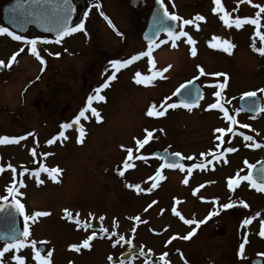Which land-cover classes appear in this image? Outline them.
<instances>
[{"label": "rangeland", "instance_id": "374dc122", "mask_svg": "<svg viewBox=\"0 0 264 264\" xmlns=\"http://www.w3.org/2000/svg\"><path fill=\"white\" fill-rule=\"evenodd\" d=\"M165 1L176 15L194 21L189 25L178 21V31H186L195 44L181 37L174 47L168 37L167 48L153 58L152 71L171 67L155 77L147 88L135 84L137 72L151 75L144 64L138 63L130 71L123 72L110 91L101 93L106 99L93 102L102 119L97 121L90 112L87 113L89 119H81L85 129L83 142H78L75 124L64 130L67 139L59 137L61 125L70 123L85 106L87 97L94 95V90L105 78L100 75L104 64L107 67L116 55L122 60L146 50L140 39L126 33L121 39L113 37L114 40L109 41L105 33H94L101 25L98 19H93L89 25L93 32L89 46L77 36L65 42L64 47L56 48L54 53L59 56L53 53V71H47L41 82L27 88L28 81L38 70L39 61L29 51L30 47L24 46V51L20 52V45L0 38V60L8 64L11 56L19 53L16 62L0 75V137H26L19 143L0 144V165L4 168L0 172V197L9 196L7 189L15 185V199L24 204L26 214L49 213L28 222V240H35L37 248H44L42 255L52 252L51 264H163L160 257L164 253H167L165 259L169 264L243 262L239 246L247 237L244 220L248 207L240 202L250 205L249 216L257 197L250 194L247 187L240 186L245 181H241L237 190L228 188L229 178L243 174L238 160L231 158L227 149L239 147L236 155L246 157L248 149L255 148L248 145L257 142L246 141L244 136L253 135L264 141V111L249 118L237 112V103L246 92H256L264 107V92L259 91L264 88V55L252 47L253 42L257 48L264 44L259 37L253 41L254 25L246 24L239 29L227 27L220 18L222 13L213 11L211 0ZM221 3L232 18H255L259 10L254 5L264 6V0L251 3L221 0ZM197 15L205 19L196 21ZM260 31L264 32V13H261ZM213 37L227 40L235 47L225 52L222 41ZM28 39L34 38L29 36ZM214 44L218 46L213 47ZM193 47L195 56L191 54ZM48 53L39 51L41 56L48 57ZM198 66L203 67L204 75L200 74ZM217 73L222 75H215ZM197 77L206 90L201 106L193 112L169 108L160 117L146 114L153 104L160 110L162 103H173L175 90ZM219 82L225 87L217 97ZM219 98L227 99L228 113L236 117L237 124L232 125L220 109L209 107L218 103ZM245 124L250 127H241ZM219 128H224L225 132L216 131ZM229 128L232 131H228ZM146 129L152 132V138L140 148L136 141L147 137ZM53 138L54 142L49 144ZM239 141L248 149L242 150ZM129 148L132 160H127ZM153 149L179 151L186 158L191 157L190 160L198 156L216 158L211 161L212 170L192 176L164 173L163 179L154 180L151 178L160 162L152 157ZM140 156L144 158H138ZM248 156L258 157V154ZM126 161L130 167L124 169ZM9 164L15 172L7 167ZM45 167H58L62 171L53 180L42 171ZM121 170L123 176L119 174ZM36 172H39L38 178L34 175ZM154 183L157 186L152 188ZM137 184L145 191L129 187ZM150 188L151 191H147ZM230 202L234 204L232 208L220 207ZM173 208L185 219L206 222L199 226L186 224ZM65 209L80 220V225L74 219L69 222ZM254 212H258V208ZM211 213L218 214L208 218ZM136 216L140 221L134 219ZM101 228L107 231L101 232ZM94 231L96 236L90 241V248L82 247L83 240ZM189 232L193 235L183 239ZM174 236L176 238L172 239ZM250 238L249 249L264 252V245ZM74 244L81 246L79 251L70 247ZM3 246L0 243V249ZM245 252H248L246 247ZM16 254L25 258V264H37L30 244L19 253L15 250L5 253L4 264H17L12 259Z\"/></svg>", "mask_w": 264, "mask_h": 264}, {"label": "snow or ice", "instance_id": "6c2138e0", "mask_svg": "<svg viewBox=\"0 0 264 264\" xmlns=\"http://www.w3.org/2000/svg\"><path fill=\"white\" fill-rule=\"evenodd\" d=\"M157 2L160 4L161 8H163V14L162 16L158 13L156 16L153 17V24L155 26V30L152 32L151 35H146L145 39L148 40L149 42V46H148V50L147 52H141L138 54H135L133 56H131L130 58L127 59H116V60H112L110 62V66L111 68L114 70L105 80V82L100 85L99 87H97L94 91L95 94L94 95H89L87 97V101L84 107L81 108V110L79 111V113L76 115V117L70 122V123H64L61 125V129L62 131L58 134L59 137H63L65 139H67V137L65 136V131L67 129L72 128L73 124L78 126V132H79V138H78V142H83L82 138L85 136V129L83 124H81V119L83 118L84 120L89 119L87 113H91L92 116H94L96 118L97 121H100L102 118L98 112V110L93 107V102L94 101H104L106 98L105 96L101 95V92L103 89L107 88L109 86V83L112 80L116 79V72H119L122 68L127 67L128 65L132 64L134 61L140 59L141 57L148 55L149 57L151 56V53L153 51V44L155 43V37L159 35V33L161 31L165 32L167 34V36L173 41V46L175 47V41L180 39L181 37H187V42L189 44L194 45L195 41L192 39V37L186 32L183 31L182 29L180 31H175L173 26L171 24H167L165 23V21H172V22H178L182 20L183 25H189V24H193L194 21L193 20H189V19H182V17L176 15L175 13H171L168 11V8L164 6V0H157ZM214 4L217 6L216 8L213 9L214 12H219L222 13L221 15V19L223 20L224 24L227 27H233L235 26L236 28H241L243 27L245 24H251L256 26V32H255V36L253 37V41H255L256 37H259L260 41L262 44H264V32L260 31V27H261V13H264V6L262 5H254V7L258 8V12L256 14L255 18L252 17H245V18H240V17H236V18H232L231 14L224 9L221 0H213ZM240 2H243V0H240ZM248 3H251L252 0H247ZM52 0H16V3L13 5H10L8 7V9H6L7 12L9 13H22V14H30L32 16H37L39 18L42 19H47V14L43 11V8L45 5L51 4ZM60 14L57 16V40L56 43H61L63 38L66 36H69L77 31H82L84 30V24H78L75 27H73L70 23V18H71V12L73 11V8L71 7L70 4V0H63V5L60 6V8L56 9ZM103 15V13H101ZM105 19H107V17H105ZM205 19V17L201 16V15H197L195 17L196 21H203ZM10 22H12L10 20ZM109 23L111 24V21H109ZM196 27L198 28L199 25L197 24ZM8 35L11 38H13L16 41H23L25 44L30 45V51L31 54L36 56L39 60L40 63L42 65L46 64V61L40 57L39 51L37 49V44H38V39H27L25 36L23 35H18L16 32L11 31L8 27H4V26H0V35ZM214 40L217 41H222V45H223V50L225 52H230V50L232 48L235 47L234 44H232L231 42L227 41V40H222V38L220 37H213ZM165 41H160V43H164ZM158 46V45H157ZM213 47H217L218 45H212ZM253 50L259 52L261 55H264V47H259L257 48L255 45V42H253ZM20 52H23L24 49L21 48L19 50ZM19 53H14L11 58L8 61V64L5 65V62L0 60V67H11L12 64L14 62H16V57ZM191 54L193 56L196 55V49L195 47H193L191 49ZM56 56H59V53H55ZM151 62V61H150ZM171 65H169L168 67L156 71L154 72L152 75H142L140 72H137L135 74V81L137 84H149L156 76H160L162 72H166L168 71V68H170ZM199 68V72L201 75H204V69L201 66H198ZM215 75H222L220 73H217ZM192 83V81H188L185 84H181L173 93V95L176 96H180V95H190V90L188 89V85H190ZM225 87V84H221L220 88L223 89ZM182 90L183 93H182ZM260 92H264V88L259 90ZM215 95L217 97L221 96V92L217 91L215 93ZM257 95L256 92H246L244 93V97H255ZM181 103L184 105V107L191 109L193 106L194 102H189L187 99L181 101ZM177 104L176 103H170V104H164L162 103L159 108L160 110H156L157 106L155 104H153L150 109L147 111V115L149 117H160L165 115L167 109L169 108H176ZM210 108H218L220 109L223 114L224 117L231 122L232 125H235L238 123L237 119L235 116L233 115H229L228 110L224 107L223 104L221 103H214L209 105ZM253 110V109H250ZM255 110H259V111H264V107H259L258 109ZM240 109H237V112H239ZM241 127L244 128H248L250 127L249 125H241ZM147 132V137L145 139H138L136 141L137 145L140 148H143L144 145H146L149 140L152 138V132L148 131L147 129L145 130ZM216 131L220 132V133H224L225 129L224 128H219ZM228 131H232L231 128L228 129ZM30 135H32V133H30ZM26 137L24 136H20V137H9V136H2L0 137V144H6V143H19L21 140L25 139ZM244 139L246 141H252L253 137L250 135H246L244 136ZM55 140V138H53V140H49L48 143L51 144L53 143ZM249 147H260L261 145L259 144H249ZM123 147V146H122ZM236 149L234 148H228L227 151L228 152H232L235 151ZM127 160H132L133 159V155H132V149L129 148L127 149ZM33 155H35V149H33ZM201 155H204L203 153ZM169 156L172 157H180L181 154L179 152H175V153H170L168 155L162 156L160 157L164 163L161 165V168L164 167H168V168H177L179 167L181 170L184 169V165L179 163L178 160H173V161H169ZM140 159H143V156L138 157ZM219 158V157H217ZM189 159H191V157H189ZM245 164H247L249 172L244 175V176H239L237 175L235 178H229L228 180V188L230 190H235L236 187L239 186V184L241 183V181H247L249 182L250 186L252 188L257 189L258 191H264V164H262L258 170V172H256V174H253V169H256V165L254 164H249L248 161H245ZM204 165L203 164H198L195 165V167L197 168H202ZM8 168L12 169L13 172H15V168L12 167L11 164H9L7 166ZM124 169H127L130 167L129 163L124 162L123 165ZM4 170L3 165H0V172H2ZM42 171L47 172L49 174V176L55 180L56 179V174L60 173L62 170L59 169L58 167L56 168H43ZM189 171H191V169H189ZM119 174L121 176L124 175V172L121 170L119 172ZM34 175L37 176V178L39 177V172L34 173ZM164 177L161 176L160 172H157L156 175L154 177H152L151 179L154 180H160L163 179ZM40 183H43V181H39ZM185 184L188 183L187 180L184 181ZM21 185L22 181H21ZM157 185L154 183L152 185V188H155ZM129 187H135L136 190L138 192H142L145 191V189H142L140 187V185H129ZM9 196H5V197H0V200L5 201V203H0V213L3 212H7L10 215L12 214V211L14 209V211L16 213H19L21 215H23V220H24V225H23V231H19L18 229L13 228L12 229V233L11 235L8 237V239L5 241L4 246L2 249H0V264H4L3 261V257L5 255V253L9 252L10 250H15L16 253H19V250L26 247L28 244L31 245L32 249L34 250V258L37 261V264H51V255L52 252L48 251L45 255L41 254V250L39 248H37V241L35 240H28V237L30 236V230H29V221L30 220H35L36 217H40V216H46L49 215V213L47 212H36L33 215H28L26 214L25 211V206L23 203L20 202L19 199H15L17 192H16V187L15 185H13L12 187H9L7 189ZM147 191H151L150 189H147ZM9 197H11L13 199V203L11 204H7L6 202L8 201ZM178 202V201H177ZM155 203V201L153 202ZM243 207L247 208L249 207V205L243 201L240 202ZM234 206L233 203H225L223 205H221L220 207H222L223 209H229L232 208ZM149 207H151V205H149ZM147 210V209H145ZM173 212L180 217V219H182L184 221V223L186 224H192V223H196L197 226H199V224L201 223H205L206 220L204 221H192L190 219H185L180 212H177L175 208H173ZM65 213L67 215V217L69 219H74L75 223L77 225H80V220L76 219L72 216V213L69 212L67 209H65ZM214 214H218V213H211L209 215L208 218H211V215ZM257 216L260 215V213L256 214ZM134 219L136 221H140V217L136 216L134 217ZM101 220H103V217H101ZM251 223V218L249 219H245L244 220V224H250ZM85 227H88L87 224L84 225ZM101 232H106L107 230L104 228L100 229ZM134 231V229H133ZM262 237H264V222L261 223V230L259 233ZM193 235L192 232H189L186 236L183 237V239H189L191 236ZM96 236L95 231L88 236L86 239L83 240L82 242V247L84 248H90V241ZM176 237H172V239H175ZM121 239H123V237H121ZM41 244H46L47 241H40ZM71 248L79 251L80 250V245H71ZM244 249H245V245L242 243L239 246V252H240V256L241 258H243L244 255ZM182 255V254H181ZM264 255V254H261ZM167 256V253H164L160 259L163 261V264H169V261L167 259H165V257ZM12 259H14L17 264H25V258L22 257L19 254H16L12 257ZM112 257H109V260H111ZM121 264H123V262H121Z\"/></svg>", "mask_w": 264, "mask_h": 264}, {"label": "flooded vegetation", "instance_id": "af4514ba", "mask_svg": "<svg viewBox=\"0 0 264 264\" xmlns=\"http://www.w3.org/2000/svg\"><path fill=\"white\" fill-rule=\"evenodd\" d=\"M10 1H12V0H0V15H1V10H2L3 6H5ZM80 1H81L80 13H79L78 19L76 20L73 27H75L78 24L83 23L84 24V30L77 31V32H75L69 36L64 37L61 43H56L57 36L55 37L53 35H42V34L38 33L37 31H35L34 29H31V28L27 31V33L25 35L21 34L20 33L21 31L16 32L18 35H23L27 39L29 38V36H32V38H34V39H38V44H37L38 51H41V50L42 51H49L48 57H47V55H42V56L40 55V57H42L46 61V64H44V65H42L40 63V60L35 56L36 59L39 61L38 70L36 71V74L34 75V77L28 81L27 88L29 87L30 84L34 85L37 82H41L47 71H49V73H51L53 71V66L51 65V63H52L51 60H53V56H54L53 53L56 52V50H57L56 48L64 47L65 42L72 40L74 37H77V36L82 37V40L85 41L84 42L85 46L86 45L89 46L88 42L90 39V35L93 33V32H91L92 30L89 28V25L93 19H95V20L98 19L100 22V25H101V28H96L94 33H96L97 31H100L101 33H105V35L110 37L109 41L114 40L113 37L121 39V37L127 35L126 33H130L133 36L138 37L140 39L141 45L143 47H145V49H146L144 52H147L149 43L144 42L143 34L145 33V31L147 29L150 16L153 13L156 4L158 3L157 0H80ZM210 5L214 8L217 7L214 4L213 0L210 1ZM164 6L168 8L169 12L174 13L171 11V9L169 8L168 2H166L165 0H164ZM101 13H103V15ZM105 17H107V19H105ZM109 21H111V24L109 23ZM0 26L6 27L1 20V16H0ZM245 26H246V24L241 28H245ZM0 38H3L5 40L8 39V41L10 43L11 42L13 44L16 43V44L20 45L19 47H21V48L24 46L30 47V45L25 44L23 41H16L6 34L0 35ZM167 38H168V36L165 32L161 33L158 40L153 44V51L151 53V56L149 57L148 55H145V56H143L144 58L142 57L143 59L138 60V61L136 60L132 64L128 65L127 67L122 68L119 72H116V79L112 80L109 83V86L107 88L103 89L101 93L105 94L108 91H110L112 89L113 85L117 82L118 77L123 72L130 71L132 69V67L137 66L138 63L144 64V66L146 67L148 72L152 75V72L154 73V71H152V70H154L153 68L155 66L154 65L155 62H154L153 58L155 57V55H156V57L159 56L158 53L160 51L161 52L164 51L165 48H167V46H168L166 44ZM160 41H165V42L160 43ZM118 52H120V51H118ZM118 57L119 56L116 55V56L112 57V60L119 59ZM130 57H127V58H130ZM127 58H125V59H127ZM112 60H109V63ZM5 65H7V63H5ZM8 68L9 67H3V70L0 72V75H3L5 73V70ZM54 68L57 69V66L55 65ZM101 69L103 71L102 72L100 71V75H101V77L103 75L105 78L103 79V81H101L100 84H98L97 87L102 85L105 82V80L107 79V77L114 71L111 68L110 64L107 67H105V64H104ZM56 71H54V72H56ZM156 77H160V76H156ZM195 79L199 80L200 85H201L202 90H203V94H204L206 87L200 81V78H198V77L193 78L189 81H193ZM186 82H188V81H186ZM186 82H184L183 84H185ZM151 83L152 82H150L149 84H151ZM135 84L138 85L137 83H135ZM149 84H147V85L142 84V85H144V87L147 88V86ZM221 84H222V82L218 83L217 91H220L222 93V89L220 88ZM26 89H25V91H26ZM93 94H95V93H93ZM172 102L177 104L176 109H178V110L193 112L196 109V108L188 109L186 107L181 106L177 102L175 96H174V100L172 99ZM217 102L223 104L226 109L228 108L227 110L230 109L228 106L227 99L219 98ZM201 103H202V101L200 102V106H201ZM238 104H239V101L237 103V109H238ZM216 109H213V110H216ZM242 115H244L248 118L250 117L249 115L248 116L245 114H242ZM240 132H243V130H240ZM251 136L253 137V143H255V141H256L257 144L261 145L260 147H255V148L251 147L252 149H248V147L246 145H243L240 143L241 141H239V143L241 144L242 150L248 149L249 154H255L256 155V153H257L258 157H250V156H248L249 154L246 157L245 156H237L236 150L239 147L235 148L236 149L235 151L230 152L231 153L230 157L238 160V162H239L238 166H240L242 168L243 176L249 172L248 166H247V164H245V161H248L249 164H254V165H257L259 163L264 162V141H262V138L258 139L256 136H253V135H251ZM154 150H157V149H153L151 154H153ZM165 150L169 151V153H175L171 149H163V151H165ZM177 152H179V151H177ZM234 155H236V156H234ZM182 156L184 158V161H183L184 169L183 170H181L180 168H178L177 170H171V169L165 168L164 170L160 171L161 176L164 173H170V172H174V174L179 173L180 175L181 174H189L190 176H192L193 174H197L199 172H206L207 170H212V166H211L212 162L211 161H212V159L216 158L215 156H206V157H199L198 156V157H195L193 160H190V159L186 158L183 154H182ZM152 157L155 159V157L153 155H152ZM157 161H159V160H157ZM159 162H160V164H159V167H160L162 164V161H159ZM198 164H203L204 166L202 168L195 167V165H198ZM233 168L234 167H232V169ZM189 169H191V171H189ZM234 170H236V167L234 168ZM157 172H158V169H157L156 173ZM156 173H155V175H156ZM241 185H243L244 187H247L249 193L252 194L253 196L257 197V202L254 204L253 210L255 211L258 208V212H254L252 210L251 215H253L254 217H249L251 215L247 216L250 212L249 207L247 208V211H246V213H248V214L245 215V219L251 218V223L247 224V225L244 224V228H245L244 230L246 231V234H247V237H244V239H245L244 245H245L248 252L244 253L243 262L241 264H264V255H261V254H264V252H257V253L255 251L252 252V250H250L248 247L251 244V242H250L251 238L250 237H253V241H255L256 243L259 242L260 245H264V237H262L259 234L260 230H261V223L264 222V210H261V208L264 209V191H258L257 189L252 188L250 186L249 182H247V181H245L244 184L241 183L240 186ZM240 186L238 188H235V189L236 190L239 189ZM257 213H260V215L257 216L256 215ZM22 223H23L22 224V226H23L24 220ZM255 223H256V225H255ZM252 227H254L253 231L250 230ZM253 247H254V245H253Z\"/></svg>", "mask_w": 264, "mask_h": 264}, {"label": "water", "instance_id": "95a60500", "mask_svg": "<svg viewBox=\"0 0 264 264\" xmlns=\"http://www.w3.org/2000/svg\"><path fill=\"white\" fill-rule=\"evenodd\" d=\"M15 3H16V0H12L9 3H7L5 6H3L1 10V15H0L3 24L6 27H8L11 31H14V32L21 31L20 33L25 35L30 28H33L35 31H37L38 33L42 35H53L55 37L57 36V31H56V28L58 26L57 16L60 13L56 9L60 8V6L63 5V0H52L51 4L44 6L43 11L47 14V17H48L47 19H42L37 16H32L26 13L25 14H22V13L13 14V13L7 12L6 9H8L10 5H13ZM70 4H71V7L73 8V11L71 12L70 23L73 26L76 20L78 19V16L80 13L81 1L80 0H70ZM158 13L161 16L163 14V8H161L159 3L156 4L155 9L150 16L147 29L145 33L143 34V39L147 43L149 42L147 39H145V36L151 35L152 32L155 30V26L153 24V17L156 16ZM10 20L12 22H10ZM165 23L171 24L175 31L178 28L177 22L165 21ZM161 33H163V31H161L159 35ZM159 35L155 37V41L158 39ZM2 70H3V67H0V72ZM188 89L190 90V95L182 94L180 96H176L177 101L180 104H182L181 101L187 99L189 102H194L192 107L198 106L203 97L202 89L199 83L196 81L192 82L190 85H188ZM183 91L184 90H182V93ZM261 105H262L261 99L257 95L251 98L243 97L239 102V109L241 112L245 114L255 116L259 113V110H255V109H258L259 107H261ZM250 109H253V110H250ZM168 154L170 153L167 150L165 151L156 150L154 151L153 156L159 160H162L160 157L168 155ZM168 158H169V161L178 160L179 163L184 164L183 163L184 160L182 159V156L178 158L169 156ZM262 164H264V162L259 163L258 165H256V169L252 170L254 175L256 174V172H258ZM177 168H171V169L175 170ZM6 203L11 204L13 203V200L9 199ZM11 211H12L11 215L7 212L0 213V242L1 243H5L8 237L11 235L13 228L18 229L19 231H23L22 223H21V214L16 213L14 209ZM40 249L41 251L44 250L43 247Z\"/></svg>", "mask_w": 264, "mask_h": 264}]
</instances>
